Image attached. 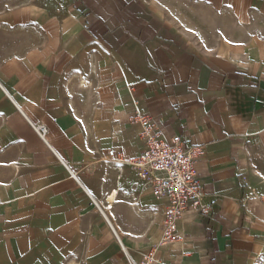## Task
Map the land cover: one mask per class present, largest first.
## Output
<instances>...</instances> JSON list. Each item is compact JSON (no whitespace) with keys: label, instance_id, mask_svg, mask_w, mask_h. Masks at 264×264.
Returning <instances> with one entry per match:
<instances>
[{"label":"crops","instance_id":"0c3cea01","mask_svg":"<svg viewBox=\"0 0 264 264\" xmlns=\"http://www.w3.org/2000/svg\"><path fill=\"white\" fill-rule=\"evenodd\" d=\"M51 1L25 4L22 30L0 24L5 216L42 227L54 208L61 251L264 264V0ZM136 112L164 138L204 147L210 212H186L166 245L165 202L130 164L144 148ZM120 251L104 264H129Z\"/></svg>","mask_w":264,"mask_h":264},{"label":"built area","instance_id":"2783aa9c","mask_svg":"<svg viewBox=\"0 0 264 264\" xmlns=\"http://www.w3.org/2000/svg\"><path fill=\"white\" fill-rule=\"evenodd\" d=\"M134 119L141 126L140 136L144 148L130 164L139 169L152 193L165 202L162 235L158 245L179 239L178 222L188 211L209 214L210 206L202 201L204 194L196 164L204 156L203 146H187L180 135L164 138L162 132L147 114L135 113ZM48 145V129L44 124L29 121ZM115 157V151L108 149ZM118 162L124 160L118 159ZM156 247L145 254L141 264H156ZM130 264H138L131 261Z\"/></svg>","mask_w":264,"mask_h":264},{"label":"rangeland","instance_id":"374dc122","mask_svg":"<svg viewBox=\"0 0 264 264\" xmlns=\"http://www.w3.org/2000/svg\"><path fill=\"white\" fill-rule=\"evenodd\" d=\"M31 2H36V0H0V24H14L22 30L20 27L24 23L22 10L25 4L29 6ZM54 3L55 0H52L49 2V6H54ZM37 11L39 12V10ZM15 12L19 13V17H13L12 14ZM37 135L39 136L38 133ZM39 138L44 142L40 136ZM6 211L7 204H0V264H104L107 261L119 262L117 254L120 249L129 264L133 260L121 247L112 250L84 248L76 251H61L59 238L56 234L57 218L54 208L48 212L42 227H34V223L39 220L30 219L27 228H25L23 220L7 218ZM27 222L28 220H26ZM32 229H38V234L33 235L25 232ZM89 230L91 229H84L81 233V241L86 238ZM86 243L87 241H85V246ZM135 262L141 264L143 260Z\"/></svg>","mask_w":264,"mask_h":264},{"label":"bare ground","instance_id":"6f19581e","mask_svg":"<svg viewBox=\"0 0 264 264\" xmlns=\"http://www.w3.org/2000/svg\"><path fill=\"white\" fill-rule=\"evenodd\" d=\"M97 208H98L99 211H102L101 208H100V206H99V204H97ZM110 226L114 230V232L116 233V230H115V228L113 227V225L111 223H110Z\"/></svg>","mask_w":264,"mask_h":264}]
</instances>
